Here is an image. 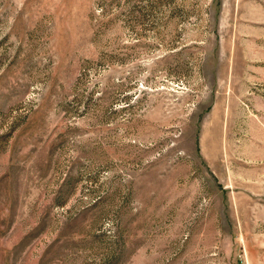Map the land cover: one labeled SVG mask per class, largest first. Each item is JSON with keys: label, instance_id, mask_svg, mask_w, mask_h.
I'll return each mask as SVG.
<instances>
[{"label": "rangeland", "instance_id": "rangeland-1", "mask_svg": "<svg viewBox=\"0 0 264 264\" xmlns=\"http://www.w3.org/2000/svg\"><path fill=\"white\" fill-rule=\"evenodd\" d=\"M248 9L0 0V264H264Z\"/></svg>", "mask_w": 264, "mask_h": 264}, {"label": "crops", "instance_id": "crops-1", "mask_svg": "<svg viewBox=\"0 0 264 264\" xmlns=\"http://www.w3.org/2000/svg\"><path fill=\"white\" fill-rule=\"evenodd\" d=\"M245 5L247 6L249 14L247 17L250 19L248 22L250 23H256L258 21L263 22L264 21V8H260L257 4V0H244ZM259 8V9H258ZM257 15L259 19L257 18ZM255 63L262 62L264 63V52H261L260 56H257V59H252Z\"/></svg>", "mask_w": 264, "mask_h": 264}]
</instances>
